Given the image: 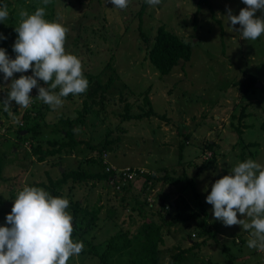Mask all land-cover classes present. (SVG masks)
<instances>
[{"label":"rangeland","instance_id":"374dc122","mask_svg":"<svg viewBox=\"0 0 264 264\" xmlns=\"http://www.w3.org/2000/svg\"><path fill=\"white\" fill-rule=\"evenodd\" d=\"M142 1L129 0L128 6L120 9L111 0H50L47 5L43 0H0V4L8 5L9 12V17L0 22V33L7 37L0 39V48L6 49L10 58L16 55L13 45L18 37L15 27L21 19L19 13L26 10L32 14L44 7L45 19H58L69 29L66 51L81 60L84 77L90 75L107 97L105 110L86 114L84 123L77 119L84 111L91 83L85 93L63 97V106L55 110L36 98L37 88L30 93L28 108L12 101L11 109L5 112L0 103V157L4 163L0 226H7L6 215L26 184L46 190L37 183L48 184L49 176L58 179L76 169L99 172L104 162L119 169L141 166L155 171V179L141 177L126 191L101 179L76 185L69 180L60 189L65 198L70 194L90 211L102 207L95 224L78 226L79 234L73 240L82 241L84 248L67 264H102L99 255L90 252V244L101 252L108 239L120 232L132 238L134 246L111 254L109 263H130L139 247L142 227L149 222L162 227L165 239L160 245L159 264H264V251L247 246L250 232L241 225L225 226L216 220L213 206L206 202L212 184L239 162L252 159L264 165V34L252 41L233 31L227 9L238 15L246 7L242 0H209L219 21L214 20L207 4L196 16L198 0H161L159 5L146 8L141 21L138 12ZM255 15L262 17L264 13L258 11ZM161 25L192 47L191 58L181 61L167 75L146 58L147 48ZM142 31L149 36L148 42ZM250 74L258 80L246 91L244 81ZM20 75L14 73L13 78ZM13 78L5 81L0 73V102L7 98ZM38 85L47 87L39 79ZM148 88L154 109L166 118L124 121L125 104H143L141 93ZM97 101L98 96L94 103ZM244 108L247 116L240 119ZM26 116L29 125L39 122L40 126L19 132ZM62 117L74 121L75 138L82 143L40 161L35 147L53 148L50 142L68 139ZM236 127L243 128V133H238ZM107 136L113 143L103 150L109 153L106 161L99 162V149H103ZM251 142L257 145L249 146ZM181 144L184 158L180 162ZM244 145L249 147L243 154ZM206 160L210 163L202 166ZM194 188L203 207L198 204ZM237 215L250 222V218ZM187 248L189 251L178 263L171 262L173 254Z\"/></svg>","mask_w":264,"mask_h":264},{"label":"clouds","instance_id":"9594fccd","mask_svg":"<svg viewBox=\"0 0 264 264\" xmlns=\"http://www.w3.org/2000/svg\"><path fill=\"white\" fill-rule=\"evenodd\" d=\"M50 0H43L47 5ZM156 6L161 0H146ZM246 7L233 15L227 9V20L233 31L241 33L245 40H257L264 34V0H242ZM120 9L129 0H111ZM21 19L15 31L18 37L13 45L15 58L0 48V73L4 80L13 78L7 98L2 102L4 111L11 109V102L28 108L33 88L38 98L53 110L63 106V97L85 93L89 81L83 75L81 60L65 48L69 29L59 20L45 19V8L34 13H19ZM9 17L8 5L0 4V22ZM240 25L239 29L235 26ZM0 39H7L0 33ZM31 70L32 75H23ZM47 87H40L38 79ZM59 88V91L56 90ZM206 202L213 206L216 220L225 226L241 225L250 232L247 246L264 251V165L247 159L239 162L228 175L219 178L211 186ZM69 200L53 197L41 187L23 186L13 201L11 212L6 215V225L0 226V264H67L84 248L82 241L72 238L73 217L67 211ZM250 218L239 219L237 214Z\"/></svg>","mask_w":264,"mask_h":264},{"label":"trees","instance_id":"16d2710c","mask_svg":"<svg viewBox=\"0 0 264 264\" xmlns=\"http://www.w3.org/2000/svg\"><path fill=\"white\" fill-rule=\"evenodd\" d=\"M204 4H207L209 7V10L211 12L212 17L214 20L219 21L216 17V12L213 8V5L209 2V0H198V6L199 8L196 11V16L199 14V10L203 7ZM149 6V4L146 2V0L142 1V6L140 11L138 12L140 20H142L143 14L146 10V8ZM143 39L147 42L149 41V36L147 34H144L142 31ZM192 55V47L191 43L188 41H185L182 37L177 35L173 31H169L166 29L164 25H161L158 27L157 33L152 40L151 44L147 48V55L146 58L150 61L152 66L157 69L162 75H167L172 72L174 67H176L181 61H188L191 58ZM84 73V72H83ZM87 80L89 81V84L91 83L93 85L92 90L88 92L87 100L84 101V111L80 112V117H78V121L81 123H84L86 119H84L85 115L90 113L91 111H94L98 114H100L102 111L105 110V99L107 100V97L104 94V89L100 85H96L93 83L92 77L89 75ZM258 78L255 75H248L245 78L244 85L246 91L251 89ZM150 91V88H148L146 91L141 93V96L144 98L143 104L139 105H133L130 103H126V111L122 115V118L124 121L127 120H135V119H142L144 117L151 118V116L154 117H160V118H166L165 115H162L161 113H158L153 107V103L150 100L148 93ZM96 96H98L100 104L102 106L97 105V103H94ZM92 99V102L89 101V99ZM92 104H91V103ZM98 103V104H99ZM97 105L98 108L95 106ZM135 107H138V109H135ZM164 116V117H163ZM247 116V112L244 109H242V112L240 114V119H243ZM61 121L66 125L67 129L65 132V135H67L68 139L65 141H52V145H54L53 148L49 147L47 149H44L41 145H38L34 148L36 153H39V160L43 161L48 156H54L57 155L59 152H61L65 148H75L77 145L82 143L81 140L75 138V124L74 121L70 118L62 117ZM137 122V121H135ZM40 126L39 122L34 123L33 125L28 124V116L25 118L24 125L21 126L18 131L26 128L28 130H36ZM242 126H247V124H242ZM264 126V125H263ZM236 130L238 133L242 134L244 129L241 127H236ZM65 131V130H64ZM115 141V140H114ZM113 140H111L108 136L103 144V149H99V155L101 159L99 162L103 161L105 157L109 156V153L107 151H104V149L109 146V144H112ZM249 146L251 145H257L255 142L248 143ZM248 145L242 146L243 154L245 152V148L249 147ZM208 146H211L209 143ZM93 149H97L96 146H92ZM212 147V146H211ZM183 151H184V145H180V162L183 160ZM242 158L243 155H242ZM107 159V158H106ZM104 161H106L104 159ZM210 163V160H206L202 166L208 165ZM111 165L109 162L103 163V169L99 172H88L85 170H71L66 171L62 174L61 178L54 179L51 176H49V183L41 182L37 183V186H43L46 188V191H48L53 197H65L63 192H61V188L65 185V183H68L69 180H72V185H76V182L80 181H87L88 179H101L106 180L108 183H111V177L112 178H122L124 177L122 173V169L119 168H112L109 170H106L107 167ZM199 165V167H202ZM141 166H133L131 165L130 171H136L138 175L135 177L134 180L128 179V181H125L120 189H123L124 191L129 190L132 187L133 181L148 176V179L156 177L155 171H150L149 168L147 172H141L140 169ZM3 169H4V163L2 161V157H0V180L3 178ZM156 172L158 169H155ZM160 170V169H159ZM167 170H164L166 172ZM158 172H163V170H160ZM182 177L176 179L175 181L180 180ZM155 179V178H154ZM195 193L198 198V204L203 207L202 202L200 200V194L197 192V190L194 188ZM70 194L67 195V199L69 200V207L67 209L68 212L72 214L73 217V233L72 238H75L79 233L77 231V228L80 224H84L86 226H90L96 223V221L99 218V212L101 210V206L98 205L96 208L94 207L92 211H90L87 207L83 206V203L78 200H73ZM206 212V210H205ZM206 223V219H204L203 225ZM142 238L140 239L139 247L138 249H135L134 255L132 258V261L128 264H159L160 261V245L165 243V239L162 234V227L160 225H155L152 223H146L143 225L141 230ZM122 242V243H121ZM134 246V240L132 238H129L128 235L125 232H120L117 234H114L111 238L108 239L105 247L101 252H99L97 246L90 244V252L96 253V255H99V258L102 262V264H110L109 263V256L113 253H119L124 252L127 249H130ZM189 251V248L183 249L180 251V253H175L172 255V263H178L179 260L182 259L184 254Z\"/></svg>","mask_w":264,"mask_h":264},{"label":"built area","instance_id":"2783aa9c","mask_svg":"<svg viewBox=\"0 0 264 264\" xmlns=\"http://www.w3.org/2000/svg\"><path fill=\"white\" fill-rule=\"evenodd\" d=\"M112 168H115V166L113 164L109 165V167H107L106 170H109V169H112ZM130 168H131V166L122 168V173H123L124 177H122V178H112L111 177V183L117 185L120 188L121 185L125 181H128V179L134 180L135 177L138 175V173L136 171H130ZM140 169H141V172H147L145 170V168H143V167H140Z\"/></svg>","mask_w":264,"mask_h":264}]
</instances>
